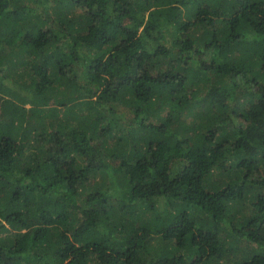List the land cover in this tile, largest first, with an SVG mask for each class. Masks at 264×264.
<instances>
[{
  "label": "trees",
  "instance_id": "16d2710c",
  "mask_svg": "<svg viewBox=\"0 0 264 264\" xmlns=\"http://www.w3.org/2000/svg\"><path fill=\"white\" fill-rule=\"evenodd\" d=\"M0 264H264V0H0Z\"/></svg>",
  "mask_w": 264,
  "mask_h": 264
}]
</instances>
